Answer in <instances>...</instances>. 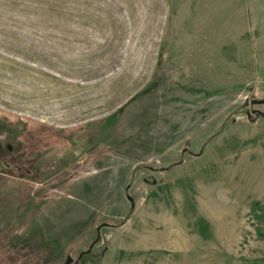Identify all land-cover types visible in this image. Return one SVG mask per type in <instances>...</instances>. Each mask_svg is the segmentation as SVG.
Listing matches in <instances>:
<instances>
[{"label":"rangeland","instance_id":"1","mask_svg":"<svg viewBox=\"0 0 264 264\" xmlns=\"http://www.w3.org/2000/svg\"><path fill=\"white\" fill-rule=\"evenodd\" d=\"M263 99L264 0H0L19 263L264 264Z\"/></svg>","mask_w":264,"mask_h":264},{"label":"flooded vegetation","instance_id":"2","mask_svg":"<svg viewBox=\"0 0 264 264\" xmlns=\"http://www.w3.org/2000/svg\"><path fill=\"white\" fill-rule=\"evenodd\" d=\"M5 150H6L5 153L7 155H4V151L0 150L1 166L6 169L8 168V169H15L16 171H20L21 165H23L20 162L21 160L23 161V158L25 156L24 152L18 151L14 149L13 147H11L10 145H6ZM25 171L28 175L30 174V170H28V168ZM6 206L7 205H5L4 199L1 198L0 199V207H1L0 208V264H6V263H3L4 260L9 261V262L15 261L16 263L20 264L19 260L21 258L24 260L25 256H23V254H21V252L16 247L20 243H23L22 241H24V239L30 240L31 239L30 234L31 236L32 235L34 236L35 232L37 231V227H35L34 224L21 225L19 222L22 220L20 219V216L19 217L12 216L13 218L12 217L9 218L8 213H5V208H3ZM104 226L105 225L102 224L101 228ZM19 232H23V234L20 235ZM95 245L96 244H94V246ZM88 254H84L83 256L88 255ZM67 256H70L72 258V262L76 260L70 254H66V257ZM7 264H10V263H7Z\"/></svg>","mask_w":264,"mask_h":264},{"label":"water","instance_id":"3","mask_svg":"<svg viewBox=\"0 0 264 264\" xmlns=\"http://www.w3.org/2000/svg\"><path fill=\"white\" fill-rule=\"evenodd\" d=\"M259 103H264V99L261 100ZM253 113H255V118L257 116H263V113L259 110H253L252 111ZM247 116H248V120H251L250 118V114L247 113ZM102 225L98 226L96 228V237L95 239L89 244L88 248L84 251H81L78 255H77V258L74 262H72V258L70 256H67L65 261L63 262V264H78L79 260L81 259V257L84 255V254H88L90 253V251L92 250L94 244H96L99 240H100V235H99V230L101 228ZM106 253V248H104L101 252V255L103 256L104 254Z\"/></svg>","mask_w":264,"mask_h":264}]
</instances>
